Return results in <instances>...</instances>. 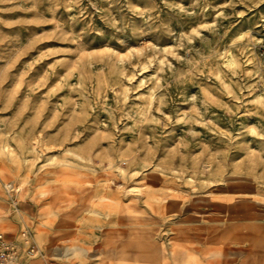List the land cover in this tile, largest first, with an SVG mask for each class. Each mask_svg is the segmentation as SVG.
<instances>
[{
    "label": "rangeland",
    "instance_id": "374dc122",
    "mask_svg": "<svg viewBox=\"0 0 264 264\" xmlns=\"http://www.w3.org/2000/svg\"><path fill=\"white\" fill-rule=\"evenodd\" d=\"M22 230L17 264H264V0H0Z\"/></svg>",
    "mask_w": 264,
    "mask_h": 264
},
{
    "label": "built area",
    "instance_id": "2783aa9c",
    "mask_svg": "<svg viewBox=\"0 0 264 264\" xmlns=\"http://www.w3.org/2000/svg\"><path fill=\"white\" fill-rule=\"evenodd\" d=\"M34 252L35 244L26 230H22L16 238L0 231V264H17Z\"/></svg>",
    "mask_w": 264,
    "mask_h": 264
},
{
    "label": "bare ground",
    "instance_id": "6f19581e",
    "mask_svg": "<svg viewBox=\"0 0 264 264\" xmlns=\"http://www.w3.org/2000/svg\"><path fill=\"white\" fill-rule=\"evenodd\" d=\"M81 247H83V246H81Z\"/></svg>",
    "mask_w": 264,
    "mask_h": 264
}]
</instances>
